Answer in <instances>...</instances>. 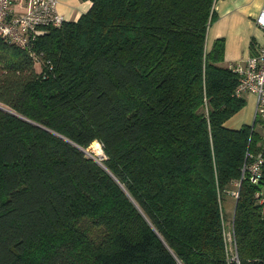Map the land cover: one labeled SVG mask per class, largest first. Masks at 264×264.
Listing matches in <instances>:
<instances>
[{
    "label": "trees",
    "instance_id": "obj_1",
    "mask_svg": "<svg viewBox=\"0 0 264 264\" xmlns=\"http://www.w3.org/2000/svg\"><path fill=\"white\" fill-rule=\"evenodd\" d=\"M90 1L31 50L0 39V264H236L229 241L264 264V140L225 125L217 0Z\"/></svg>",
    "mask_w": 264,
    "mask_h": 264
},
{
    "label": "built area",
    "instance_id": "obj_2",
    "mask_svg": "<svg viewBox=\"0 0 264 264\" xmlns=\"http://www.w3.org/2000/svg\"><path fill=\"white\" fill-rule=\"evenodd\" d=\"M57 2L58 0H0V39L31 50L37 36L46 28L60 26L64 21L57 12ZM255 24L261 31V37L255 41L253 49L246 57L229 63L228 67L238 76L235 95L241 96L242 93L247 92L255 97L254 120H259L260 136L264 140V5L255 18ZM262 162H264V156L262 151H259L243 168V171H248L250 182L260 181ZM261 194L260 191L255 193L256 196ZM227 236L230 240V231L227 232ZM230 259L239 264L235 245L231 250Z\"/></svg>",
    "mask_w": 264,
    "mask_h": 264
},
{
    "label": "crops",
    "instance_id": "obj_3",
    "mask_svg": "<svg viewBox=\"0 0 264 264\" xmlns=\"http://www.w3.org/2000/svg\"><path fill=\"white\" fill-rule=\"evenodd\" d=\"M90 4V0H58L56 9L64 20H76ZM262 5L264 0H217L214 8L218 18L212 26L215 30L206 41V48L210 47L214 37L224 36L225 65L246 57L252 50L251 41L254 44L261 37L255 18Z\"/></svg>",
    "mask_w": 264,
    "mask_h": 264
},
{
    "label": "rangeland",
    "instance_id": "obj_4",
    "mask_svg": "<svg viewBox=\"0 0 264 264\" xmlns=\"http://www.w3.org/2000/svg\"><path fill=\"white\" fill-rule=\"evenodd\" d=\"M217 18H218V14L216 15V18L214 19V21L211 23V25L209 26V28L207 30V34H206V41L207 42L210 39V36L212 37V32L215 30V28L212 27V26H213V24H214V22L216 21ZM218 37H223L224 38V36H218ZM215 38H217V37H214L213 40ZM231 38H233V35H231ZM213 40H212V42H213ZM224 41H225V38H224ZM241 97H243V99H244V105L239 111L234 113L232 116H230L226 120L225 125L227 127L238 128L242 124H248V125H251V126L253 124V121H254V110H255V99L253 98L254 96L251 93L245 92V93H242ZM254 130L256 132H258V133L261 132V126H260V123L258 121H255ZM93 144L94 145L90 146L91 150L94 151L96 149V148H94V146H96L97 148L100 147L101 149L99 148V150H100L101 154L98 155L96 151L92 154L91 151L89 150V148L86 149V152L90 153L91 156H93L96 161L97 160L101 161L102 159L105 158L103 150H102V146L100 145L99 142H98L99 146H97L96 143H93ZM261 190H262V192H264V186H262ZM233 194H234V191H231L229 193V195H227L225 203H224L225 211L227 213V219L225 220V225H226L225 227H226L227 230L230 228L229 219H230V215H231V211H232V207H233V200H234L233 199ZM228 248H229V251L231 253V250H233V246H232V242H230V241L228 243Z\"/></svg>",
    "mask_w": 264,
    "mask_h": 264
},
{
    "label": "bare ground",
    "instance_id": "obj_5",
    "mask_svg": "<svg viewBox=\"0 0 264 264\" xmlns=\"http://www.w3.org/2000/svg\"><path fill=\"white\" fill-rule=\"evenodd\" d=\"M93 143H96V142L94 141ZM93 145H94V144H93ZM96 145L99 146V144H97V143H96ZM92 148H93V147H92ZM94 148H96V149H95V150L93 149L94 151H92V150H91V151H92L93 153L96 151L97 154L100 155V154H101V153H100V150H99L100 147L97 148L96 146H94ZM90 149H91V147H90ZM100 149H101V148H100Z\"/></svg>",
    "mask_w": 264,
    "mask_h": 264
},
{
    "label": "water",
    "instance_id": "obj_6",
    "mask_svg": "<svg viewBox=\"0 0 264 264\" xmlns=\"http://www.w3.org/2000/svg\"><path fill=\"white\" fill-rule=\"evenodd\" d=\"M3 108L6 109L5 107H3ZM6 110H8V109H6ZM92 157H93V156H92ZM93 158H94V157H93ZM97 161H98V160H97ZM98 162H99L100 164H102V162H101L100 160H99Z\"/></svg>",
    "mask_w": 264,
    "mask_h": 264
}]
</instances>
